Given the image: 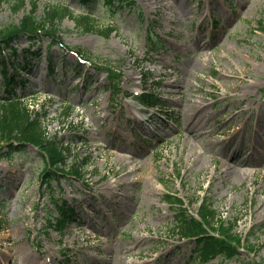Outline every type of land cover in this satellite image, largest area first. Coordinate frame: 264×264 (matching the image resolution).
Instances as JSON below:
<instances>
[{
  "label": "rangeland",
  "instance_id": "obj_1",
  "mask_svg": "<svg viewBox=\"0 0 264 264\" xmlns=\"http://www.w3.org/2000/svg\"><path fill=\"white\" fill-rule=\"evenodd\" d=\"M33 1L36 20L52 6H67L74 17L91 12L96 21L91 33L69 16L58 24L59 42L80 51L85 64L74 67L79 57L51 46L52 62L63 60L47 77L41 41L31 50L44 52L27 87L18 89L48 137L68 148L67 164H87L82 177L48 187L40 183L36 149L27 145L2 159L3 147L0 264H198L195 244L171 231L167 192L186 202L207 198L224 222L235 223L247 250L207 264L263 262L264 0H132L113 11L103 0L87 7L78 0H25L16 11L17 0H0V28L17 25ZM110 26L115 31L106 36ZM13 46L28 44L20 38ZM97 68L121 74L118 97L104 88L106 73ZM143 89L159 96L164 111L139 105L135 96ZM185 95L203 110L194 112L188 97L180 103ZM191 115L199 118L206 147L185 128ZM221 162L234 163L227 180L217 173ZM61 200L76 215L57 232L46 221L52 226L59 218ZM187 209L194 213L197 205ZM137 237L145 238L140 246Z\"/></svg>",
  "mask_w": 264,
  "mask_h": 264
},
{
  "label": "trees",
  "instance_id": "obj_2",
  "mask_svg": "<svg viewBox=\"0 0 264 264\" xmlns=\"http://www.w3.org/2000/svg\"><path fill=\"white\" fill-rule=\"evenodd\" d=\"M19 1L20 4L14 5L13 10L16 11L24 2V0ZM80 1L86 5L95 0ZM104 2L113 7L115 2H117L118 5H123L127 0H104ZM32 13L33 12H30L25 16L18 25L0 28V52L2 48H7L9 49L8 53L10 56L17 57L18 54L15 49L11 48V43L20 36H27L29 38L38 37L37 29L39 28L44 29L43 37L49 38L51 35L53 38L56 30V20L63 18L65 15H70L69 11L64 8H51L46 18L36 21ZM74 19L77 22L84 19L87 20V18ZM49 25H51L49 28L50 30L46 28ZM91 27L94 26L91 24ZM261 29L264 31V28ZM21 53L25 59L22 69L26 70L32 60L39 57L41 51L30 52L29 49H24ZM18 66H20V63L16 60L8 63L0 56V77L2 84L7 88L8 94L3 99L4 102L0 103V148H9V152L5 154V156H7L14 151L20 150V147H24L27 144L35 146L38 151L43 154L44 169L41 172L42 181L44 180L50 183L51 180H55L57 176H64V173H66L64 169L66 153L65 150L59 146L58 142L46 138L45 132L41 128L39 122L31 118L29 110L19 101V97L16 93L9 90L12 84L25 85L23 79L18 82L14 81L15 77L18 76ZM8 68H11V73L8 72ZM52 70V67H50L51 72ZM141 99L147 104L156 105L155 98L150 94L143 95ZM14 143L17 144L14 145ZM68 173L79 176V172L76 169H72V171ZM167 199L174 204H180L179 200H170V197H167ZM60 209L63 218H68L73 213L68 207ZM198 216L200 220H197L185 212H179L175 229L184 238H195L196 242L201 247L200 253L204 257H215L220 254L224 256L226 254L227 257L232 256L234 250H227L228 247L225 246L226 240L233 241L229 235L230 229L225 231L222 225H218L217 229L219 230L217 235L219 238L211 236L206 232V227L214 230L215 228L213 225L217 224V215L215 211L211 209V206L202 203L199 208ZM234 243L238 245V242L234 241Z\"/></svg>",
  "mask_w": 264,
  "mask_h": 264
},
{
  "label": "bare ground",
  "instance_id": "obj_3",
  "mask_svg": "<svg viewBox=\"0 0 264 264\" xmlns=\"http://www.w3.org/2000/svg\"><path fill=\"white\" fill-rule=\"evenodd\" d=\"M198 49H203V47H202L201 45H198ZM181 83H182V81H179V82L176 84V87H179ZM179 89H182V87H180ZM185 97H188V98H186L185 100H186V102H187L188 104H190V107H191L192 109H194V112H199V111L203 110L204 105H203L202 103H199V102H197V101L192 102V101L190 100V97L187 96V95H185V96L182 98V100H180V103L183 104V102H184V98H185ZM198 122H199V118H198V117L195 118L193 115H191V119H190L188 122L185 123V128H186V130L189 132V133H188L189 135L194 136V137L196 138V142L199 144V147H206L208 144L205 143V142H202V139H201V137H202V133H199V134L197 133L196 125H198ZM204 126H205V125H202L201 128L204 129ZM196 146H197V145H196ZM189 157L192 158V156H189ZM197 158H198V155L195 153V157L192 158V159H193V162H194ZM124 161L130 162V161H131V157H130V158H125ZM222 168H223V170H221ZM233 169H234V163H233V162H232L231 164H227L226 162H221L220 169L217 171V173H218L219 175H221L220 178H221L222 180H227V179H225V178H227L228 175H230L231 173L234 172ZM144 239H145V238L137 237L136 240H135V242H136L137 245H139V244L141 245V243L144 241ZM140 245H139V246H140ZM130 252H132V251H130ZM135 256H136L137 258H141V255H140L139 253L135 254ZM157 258H158V257H157ZM157 258H156V259H157ZM156 259H155V260H156ZM148 262H149V261L146 260V261H143L142 263H137V264H148Z\"/></svg>",
  "mask_w": 264,
  "mask_h": 264
}]
</instances>
